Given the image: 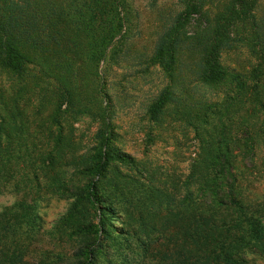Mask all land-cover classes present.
<instances>
[{
    "label": "trees",
    "instance_id": "trees-1",
    "mask_svg": "<svg viewBox=\"0 0 264 264\" xmlns=\"http://www.w3.org/2000/svg\"><path fill=\"white\" fill-rule=\"evenodd\" d=\"M177 1L181 9L157 34L153 60L170 77L186 27L195 25L201 51L197 79L228 99L187 172L156 176L143 161L113 146L105 97L88 100L96 126L93 144L86 147L71 139L60 121L70 91L62 89L60 100L42 113L12 90L10 106L0 104V193L14 196L0 208V264L109 263L106 237H119L125 248H138L154 264H264V192L237 183L254 165L256 148L264 151V73L245 85L219 59L220 49L240 39L236 27L253 18L255 0H225L209 18L198 0ZM135 18L130 0H0V63L16 74L33 63L50 77L43 63L23 53L30 47L52 58L55 51L73 57L91 71L109 47L132 35ZM262 32L264 40V23ZM233 80L245 86L241 95L258 108L228 122L224 112L233 98L227 93ZM170 88L165 84L148 103L150 120L159 121L173 100ZM259 108L263 117L250 119ZM180 114L194 125L193 114L186 109ZM51 198L67 204L46 227L39 209ZM65 240L71 244L60 246ZM121 258L127 262L125 253Z\"/></svg>",
    "mask_w": 264,
    "mask_h": 264
},
{
    "label": "rangeland",
    "instance_id": "rangeland-1",
    "mask_svg": "<svg viewBox=\"0 0 264 264\" xmlns=\"http://www.w3.org/2000/svg\"><path fill=\"white\" fill-rule=\"evenodd\" d=\"M198 1L201 10L209 18L225 0ZM130 3L136 12L132 35L109 47L104 59L91 71L78 64L73 57L63 58V55L55 51L52 58L30 47L23 48V53L43 63L50 77H45L33 63L26 64V72L22 74L8 70L0 63V89L3 92L0 93V104L5 108L10 106L11 91L14 90L19 101H27L36 105L40 112L46 113L51 110L54 102L60 100L62 89H67L72 99L60 121L65 132L70 130L71 139L89 147L93 144L96 119L91 115L94 108L88 100L91 96L97 101L105 97L113 133L111 144L143 161V166L156 176L182 177L198 151L200 141L208 134V127L216 119L217 109L222 110L228 99L215 85L197 79L201 67V51L200 42L192 33L195 25L186 27L187 32L174 56L170 77L153 60L152 49L157 34L170 17L181 9L177 0H130ZM252 15L253 18L236 27L240 39L230 41L219 53L221 65L237 74L245 85L252 84L254 75H260L261 78L264 73V47L261 45L264 42L261 35L264 0H255ZM165 84L171 87L173 100L163 107L159 121L150 120L146 107ZM228 86L227 93L233 98L224 112V120L230 122L250 114L249 110L256 106L241 95L245 86H240L234 80ZM261 97L264 99V87ZM183 109L194 115H191L194 125H189L180 117ZM3 113L0 107V114ZM261 117L263 115L259 108L249 118L259 121ZM237 183L247 186L252 193L264 192V151L259 146L255 151L254 165L244 169ZM13 198L9 192L0 193V208L9 204ZM66 204L65 200L57 198L41 204L39 212L47 222L46 227L63 212ZM111 222L118 224L117 220ZM110 234L116 236L113 230ZM118 240L120 248L116 242ZM102 242L109 245L111 261L98 264H154L138 248H125L119 237L111 241L106 237ZM69 244L65 240L60 246ZM124 253L127 262L122 261Z\"/></svg>",
    "mask_w": 264,
    "mask_h": 264
}]
</instances>
